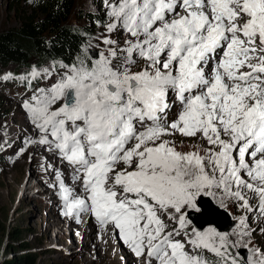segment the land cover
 Wrapping results in <instances>:
<instances>
[{"label":"snow or ice","instance_id":"1","mask_svg":"<svg viewBox=\"0 0 264 264\" xmlns=\"http://www.w3.org/2000/svg\"><path fill=\"white\" fill-rule=\"evenodd\" d=\"M104 3L105 32H122L123 44L106 35L107 55L60 65V79L23 104L39 136L25 144L46 145L71 166L80 193L59 181L64 215L89 211L111 224L146 264H209L158 212L170 209L185 229L186 209L219 189L248 211L253 193L264 216V0ZM40 75L33 67L16 79ZM174 133L209 147L182 153L162 139ZM246 227L241 219L235 243L212 227L193 229L189 243L217 264H240L230 249ZM249 251L247 264H264V253Z\"/></svg>","mask_w":264,"mask_h":264},{"label":"rangeland","instance_id":"2","mask_svg":"<svg viewBox=\"0 0 264 264\" xmlns=\"http://www.w3.org/2000/svg\"><path fill=\"white\" fill-rule=\"evenodd\" d=\"M30 2L31 0H0V31L17 26L13 9L29 7ZM106 12L104 0H75L74 12L70 18L71 25L83 26L88 22L86 14L99 15L102 22L99 26H94L91 22V28L92 30L95 28V31L83 47L89 58V51L96 52L97 56L99 52L104 51L107 55L106 50L109 45L103 43L106 35H110L112 39L123 44L122 32L117 31L111 34L105 32ZM33 67L41 73L35 82V89L45 92L60 79L65 71L61 67H55L53 63L44 65L39 61L30 62L27 70L18 69L14 64L6 68L0 67V264L16 259L23 253L24 256L32 257L35 260L34 264H146V253L145 256L136 257L130 246L121 242L122 239L114 227L109 230L111 238L108 245L110 247L105 245L108 246L107 250L98 251L101 247V230H104L105 226L92 221L94 215L89 211L80 212L78 216L64 215V202L59 195L58 185L63 179L64 183L71 188L72 168H69L57 154H50L43 148L48 146L38 143L25 144L26 140L37 141L39 136L30 123L23 104L30 102L33 95H40V92L33 94L31 92L34 91H28V85L24 83L20 85L13 79L4 80L8 74L12 77L28 76ZM45 69L48 71L45 72ZM133 70L138 69L133 68ZM30 95L32 96L29 98ZM162 139L168 140L177 151L182 153L198 151L203 155L204 150L209 147L199 135L185 137L174 133ZM22 148L26 150L21 153ZM75 190L80 193L79 185ZM212 191L215 195H203L197 202L199 199L207 200V203L209 202L213 207V209L210 208L211 214H216L214 207L226 213L230 222L234 223L233 227L226 232L214 226H205L197 230L188 217V213H200L201 209L198 205L196 209H186L189 223L185 229H179L177 220L169 218V210L166 213L158 212V215L163 214L162 218L167 225V231L176 229L180 232V235L174 236V239L185 243L191 237L193 238L190 235L188 239V231L193 229L205 231L210 227L228 233L230 242L235 243L241 240V237L235 233L240 230L241 219L246 218L247 227L244 231L250 234L243 236L242 244L231 248L230 251L238 257L240 264H247V257L252 254L249 249H258L257 256L264 253V216L260 215L258 199L253 193H247L249 197H252L250 204L253 205V210L248 211L238 206L240 202L226 198L221 190L213 189ZM202 223L203 219H199V224L202 225ZM225 225L224 223L222 226ZM11 232L22 235L18 242L27 245L26 251L16 252L18 245L9 237L8 233ZM191 249L196 255L206 258L209 264H217L220 259L214 253L211 257L210 254L206 255L202 248L197 249L192 246ZM240 250L246 252L245 259L239 253ZM190 253L193 254V252ZM150 261L151 264H159L152 258Z\"/></svg>","mask_w":264,"mask_h":264},{"label":"trees","instance_id":"3","mask_svg":"<svg viewBox=\"0 0 264 264\" xmlns=\"http://www.w3.org/2000/svg\"><path fill=\"white\" fill-rule=\"evenodd\" d=\"M74 5L75 0H31L29 7L13 9L17 26L0 31V67L14 64L18 69L27 70L30 62L39 61L44 65L53 63L60 68L62 63L71 65L79 59H88L83 47L95 31V28H91V22L99 26L102 24L101 18L86 14L88 22L74 27L70 24ZM14 79L17 80L16 77ZM36 79L30 83L29 80L18 81V84L24 83L33 89ZM8 235L18 245L16 252L27 250L25 243L18 242L22 235L16 232ZM23 254L4 264L35 263L32 257Z\"/></svg>","mask_w":264,"mask_h":264},{"label":"water","instance_id":"4","mask_svg":"<svg viewBox=\"0 0 264 264\" xmlns=\"http://www.w3.org/2000/svg\"><path fill=\"white\" fill-rule=\"evenodd\" d=\"M89 56L91 59H95L97 58V53L96 52H91L89 51ZM205 200V199H204ZM209 203V202H208ZM200 203V200L197 202V205L199 206V208L201 209V212L198 213V215H202L203 218V223L202 225H200V227H198L195 222L192 219V213L190 212V214L188 213V217L191 219L192 223L197 226L196 228L198 230H201L202 228H204L205 226H214L218 229H220V231H224L226 232L227 230H229L231 227H233L234 223L230 222V218L227 217L226 213L224 212H220V209L218 207H214V210L216 212L212 213L210 212V208L212 206H210V203ZM209 205V206H208ZM213 209V207H212ZM217 214H220L222 216H224L223 218ZM221 217V218H220ZM224 220V221H223ZM229 222V223H228ZM224 223L226 224L224 227L222 225H224ZM239 253L242 255V257L245 259L246 257V252L244 250H240Z\"/></svg>","mask_w":264,"mask_h":264},{"label":"bare ground","instance_id":"5","mask_svg":"<svg viewBox=\"0 0 264 264\" xmlns=\"http://www.w3.org/2000/svg\"><path fill=\"white\" fill-rule=\"evenodd\" d=\"M210 67V66H209ZM206 72H207V67H206ZM248 69L247 68H245V69H242V71H247ZM33 145V144H32ZM44 146V145H43ZM43 148H45V150L48 152V153H50V154H57L56 152H54V151H49L48 150V147H43ZM72 180H73V178H72ZM76 184V182L74 183V181H71L70 182V186H71V188H77L78 189V185H75ZM75 192L76 193H78V191H76L75 190ZM258 199V198H257ZM200 200V203H207V200H204V199H199ZM160 213V212H159ZM166 213V212H165ZM168 213H169V215L171 214V210L169 209V211H168ZM192 213V219H193V221L195 222V224L198 226V227H200V224H199V219H203L202 218V215H198V213H193V212H191ZM163 215V214H162ZM162 215H160L161 216V218H162ZM219 216H221L222 218L224 217V216H222V215H220V214H218ZM220 217V218H221ZM252 218V217H251ZM250 218V219H251ZM163 219V218H162ZM92 221H95V223H97V224H100L96 219H95V217L93 216L92 217ZM224 221V220H223ZM171 222H172V220H171ZM251 223V221L249 222V224ZM91 224V223H90ZM94 224V223H93ZM177 224H178V222H177ZM96 225V224H95ZM101 225V224H100ZM196 226V227H197ZM92 227H94V226H92ZM111 228H113V226L111 225V224H109V225H107V226H105V229L104 230H101V247L98 249V251H100V252H103V251H105V250H107V247L109 246L110 247V245H108V242L110 241V238H111V235L109 234V230L111 229ZM113 230V229H112ZM116 230V229H115ZM117 232H118V230H117ZM191 232H193V230H190V231H188V239L190 238V235H192L193 236V233L192 234H190ZM119 233V232H118ZM192 238V237H191ZM183 240V239H182ZM190 240V239H189ZM189 240H188V242H184L185 243V245H186V250L187 251H189V252H193V254H195V251H193L191 248H192V245L189 243ZM106 241H107V243H106ZM121 242L123 243L124 241L123 240H121ZM245 242V241H244ZM106 243V244H105ZM242 244V243H241ZM105 245H108V246H105ZM244 245V244H243ZM129 246V245H128ZM204 250V252L206 253V255L207 254H210V257L211 256H213V253H211V252H209L208 250H205V249H203ZM109 251V250H108ZM216 257V256H215ZM208 258V257H207ZM219 258V257H218ZM149 259H151V258H149ZM214 259V258H213ZM141 262V261H140ZM140 264V263H139Z\"/></svg>","mask_w":264,"mask_h":264}]
</instances>
